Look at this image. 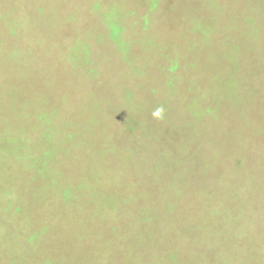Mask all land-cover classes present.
<instances>
[{
    "label": "rangeland",
    "instance_id": "obj_1",
    "mask_svg": "<svg viewBox=\"0 0 264 264\" xmlns=\"http://www.w3.org/2000/svg\"><path fill=\"white\" fill-rule=\"evenodd\" d=\"M0 264H264V0H0Z\"/></svg>",
    "mask_w": 264,
    "mask_h": 264
}]
</instances>
